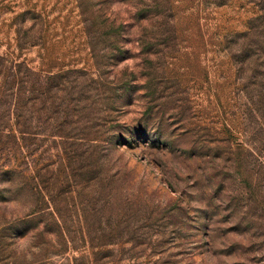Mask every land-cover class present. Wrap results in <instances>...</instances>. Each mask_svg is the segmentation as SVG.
<instances>
[{"label":"rangeland","instance_id":"rangeland-1","mask_svg":"<svg viewBox=\"0 0 264 264\" xmlns=\"http://www.w3.org/2000/svg\"><path fill=\"white\" fill-rule=\"evenodd\" d=\"M152 1L0 0V87L18 63L83 101L63 127L0 94V264H264V0Z\"/></svg>","mask_w":264,"mask_h":264},{"label":"trees","instance_id":"trees-1","mask_svg":"<svg viewBox=\"0 0 264 264\" xmlns=\"http://www.w3.org/2000/svg\"><path fill=\"white\" fill-rule=\"evenodd\" d=\"M157 0L152 1V3H156ZM136 5L140 6V9H136L134 18L138 23L142 22L147 19L153 20V18H156V13H150V11H147L144 8V3L142 4L141 1H137ZM149 13V14H148ZM161 13V12H160ZM172 18V17H171ZM261 19V18H260ZM173 20V18H172ZM114 31V37L116 43H118V40L122 39V31L124 29L123 25L120 24L119 26H112ZM142 29L140 32H136L134 36V42L141 45L142 43ZM245 35H242V38H244ZM250 48H254L250 46ZM262 48V47H259ZM253 56H258L257 52H252L247 55V58H251ZM252 59V58H251ZM14 64V63H12ZM10 64L8 67H5L4 69L1 68V71H6V77H3L2 83L3 85L0 87V94L5 95L7 91L11 90L12 95L15 97V103H14V110L16 112L20 111L25 113L29 112L36 113V116L40 119H42V116H47V114H60L62 116V121H64V126L66 125V121L70 119V117H74L80 112L79 105L83 103L81 101V95L78 96L77 99L68 98L66 102L64 100L61 101L60 104L56 105L53 102V95L60 94L63 96V99H65L67 96H71L72 93L69 92L73 88L75 84H78V82H71L68 86V81H63L61 85L56 86L53 88V80L57 77H52L48 74H42L41 72L33 71L32 69H26L20 64L16 63V65ZM25 70V71H24ZM26 77H28V81H26ZM100 85L104 84L106 88L110 89L112 87L113 82H98ZM101 87L97 89L98 91H101ZM119 89H125L124 85L120 87ZM259 94H257L258 103H260L262 100H264V92L263 89L258 90ZM78 95V94H76ZM252 101V105L257 106L253 102V97L250 99ZM85 103V102H84ZM90 103H86L85 106H88ZM52 108V110H51ZM21 115H17L15 119V126H17V133L20 134L21 138L20 140H25V137H28L30 133L28 132L29 126H30V118H27L25 116L24 120H21ZM263 118V117H262ZM29 124V125H28ZM65 130V129H64ZM12 131V129H11ZM13 134V133H11ZM64 143L68 144L67 140L69 137L64 136ZM15 139V137H14ZM243 144H237L232 145L234 149H230L229 153H235L236 159L239 161H243L245 163H248L249 160H261L262 159V144H260V149L255 148L254 145L251 143H248V141H242ZM256 143V142H255ZM254 143V144H255ZM65 154H68L69 150L68 147H64ZM68 151V152H67ZM59 154V153H57ZM263 167H261L264 170V161L260 162ZM10 170L5 171L6 174H10L12 171ZM25 181H28L29 178L24 177ZM38 211H31L27 214H25L22 217H18L14 219V222H12V226H10V229L13 227V225H25L31 221V219L38 214ZM17 226L13 227V230ZM27 232V231H26ZM17 234H22L20 232H15ZM25 233V232H23Z\"/></svg>","mask_w":264,"mask_h":264}]
</instances>
